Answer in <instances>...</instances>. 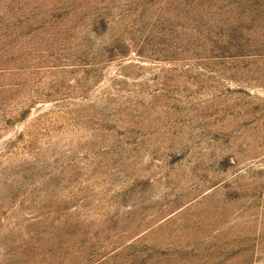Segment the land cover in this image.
Returning a JSON list of instances; mask_svg holds the SVG:
<instances>
[{
    "label": "rangeland",
    "instance_id": "374dc122",
    "mask_svg": "<svg viewBox=\"0 0 264 264\" xmlns=\"http://www.w3.org/2000/svg\"><path fill=\"white\" fill-rule=\"evenodd\" d=\"M0 264H264V0H0Z\"/></svg>",
    "mask_w": 264,
    "mask_h": 264
}]
</instances>
